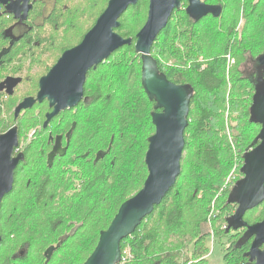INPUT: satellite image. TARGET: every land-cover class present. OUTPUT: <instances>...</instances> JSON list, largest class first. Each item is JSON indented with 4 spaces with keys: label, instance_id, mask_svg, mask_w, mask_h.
<instances>
[{
    "label": "trees",
    "instance_id": "trees-1",
    "mask_svg": "<svg viewBox=\"0 0 264 264\" xmlns=\"http://www.w3.org/2000/svg\"><path fill=\"white\" fill-rule=\"evenodd\" d=\"M206 1L222 7L217 17L193 21L184 9H176L151 47L158 71L191 88L189 122L180 175L160 204L122 240L118 264H191L208 254L211 236L221 241L232 231L228 219L236 203L231 193L255 124L249 120L248 92L237 85L243 80L227 58L242 61L264 52V0ZM107 2L47 0L35 6L30 16L37 18L30 23L35 43L28 47L33 63L42 64L30 79L32 94L38 77L81 41ZM147 11L148 0H138L121 14L115 31L133 42L87 72L86 99L75 111L63 112L43 127V102L15 120L19 140H29L14 189L0 210V264H83L120 204L142 187L155 102L143 91L134 41ZM202 63L207 68L200 71ZM72 126L65 154L49 166L47 128L63 134ZM96 152L103 156L97 158ZM256 211L245 220H261L264 213ZM249 240L244 234L229 241L223 264H242ZM51 245L56 248L45 262L43 252Z\"/></svg>",
    "mask_w": 264,
    "mask_h": 264
},
{
    "label": "water",
    "instance_id": "water-1",
    "mask_svg": "<svg viewBox=\"0 0 264 264\" xmlns=\"http://www.w3.org/2000/svg\"><path fill=\"white\" fill-rule=\"evenodd\" d=\"M6 1V0H5ZM19 2V0H17ZM22 17L29 8L22 0ZM138 0H108L105 9L81 41L62 52L48 72L39 79L35 97H26L14 109V118L22 110L31 108L36 102L49 101L53 110L46 114L43 127L60 111L74 107L83 97L87 72L105 61L124 45H131V37H123L115 29L121 14ZM185 11L190 19L198 21L211 14L217 17L222 10L218 4L208 5L201 0H186ZM181 7L180 0H148L147 18L135 35L134 49L141 56V85L150 101H154L151 122L154 132L148 138L144 155L147 175L142 187L122 202L107 228L99 232L97 243L83 264H118L122 260L120 244L158 206L164 195L173 187L181 170L184 149V131L188 125V111L192 90L189 85L174 84L160 73L150 54L157 35L166 27L174 10ZM18 17L19 8H11ZM257 61L264 65V52ZM250 120L261 124L256 137L259 144L245 152L240 168L242 177L234 184L231 200L237 204L229 217L228 229L245 228V236L253 237L247 261L242 264H264V217L249 224L244 214L264 200V87L257 91L250 107ZM61 136H57L47 162L61 148ZM19 145L18 128L12 125L0 133V207L3 197L13 188L14 172L23 160V153L16 151ZM103 156V155H98ZM97 156V158H98ZM96 158V159H97ZM0 235V242H1ZM56 246L47 247L43 255L47 262Z\"/></svg>",
    "mask_w": 264,
    "mask_h": 264
},
{
    "label": "flooded vegetation",
    "instance_id": "flooded-vegetation-1",
    "mask_svg": "<svg viewBox=\"0 0 264 264\" xmlns=\"http://www.w3.org/2000/svg\"><path fill=\"white\" fill-rule=\"evenodd\" d=\"M48 1H49V3H51L52 0H48ZM201 1L205 4L212 5L210 2H207L206 0H201ZM46 2H47V0H29L27 2V5L29 6V8L26 10V16L23 18L22 15L24 13V10L21 9L22 4H23L22 0H19V2L17 0H6V1L0 0V104H2V108H1L2 113H4V106L5 105H3V104L5 103L6 99L14 95L17 87L22 82L30 81V83H31V80H30L31 77L33 78L37 75V71H38L37 67L42 64V62H39L36 64L33 63L31 58L34 57V56H32V54L34 55V53H33V51H29L30 47H28V46L30 44L35 43V41H33V42L31 41L32 40L31 39L32 26L30 25V23H32L33 21L34 22L37 21V18H32L30 16L32 15L33 10H34L36 5L43 4ZM180 2H181L180 9L185 10V8L187 6V2H186V4H185L184 0H180ZM16 7L19 8L18 17H16L15 11L11 10V8H16ZM208 15H211V14H208ZM208 15H206V16H208ZM34 51L37 53L38 49L35 48ZM29 52H30V54L28 56ZM261 54H259V55H261ZM258 56L256 58L247 56V57H244V59L242 61H236L235 59H233L232 64H231V67L233 66V69H235V74L238 76V78H242V80H243L241 82H238L237 85H238V87H241V88H243V90L248 92V94H249L248 96H249V100H250V107L252 104V98H253L254 94L257 91H259V89L264 87V65H260L258 63V61H257ZM44 57H45V54H44ZM199 59L203 60L202 57H200ZM205 68H207V64L202 63L199 67V70L202 71ZM163 69H165V68H163ZM43 75H45V74H43ZM42 76H39L37 79V90H36V92L34 94L31 93V95L26 94L24 97L21 98V100L19 102H21L26 97H29V96L35 97L36 96L37 91L39 89V79ZM227 78H228V75H227ZM174 84H176V83H174ZM246 84H248L250 86L248 88H245ZM179 85H181V84H179ZM229 86H232V85L229 83ZM191 97H192V94H191ZM85 99L86 98L84 96V90H83V97L74 107L66 108V109L60 111L57 115H55L54 117H52L49 120L48 124L53 120V118H55L59 115H62L63 112L70 111V110L75 111L76 108L81 103H83L85 101ZM19 102H17L16 105ZM43 102L46 103V108H47V110L45 112V117H46V114L50 113L53 110V106L51 107L49 105L48 100H44ZM36 104H37V102L33 106H35ZM39 104H41V103H39ZM16 105L13 107L14 109H15ZM250 107H249V114H250ZM14 109H13L14 121L20 116L22 111L27 110V109L22 110L19 113V115L16 118H14ZM5 110H6V107H5ZM253 123L258 126V131L254 135L252 141L246 145V147H245L246 151L253 149L254 147H256L259 144V141L256 140V137H257V135L261 129V124L258 122H253ZM12 125L17 126L16 123H14ZM17 128H18V126H17ZM6 130H4V131H6ZM72 131H73V126L68 128L67 131H65L63 134H58V132H55V129L53 127L47 128L46 134H47V143L49 145V148H48V151L46 154V162H47V158L49 156V153L53 150V146L55 144V139L57 136L62 137L61 138V148L58 151V153L55 154L53 161L56 157H59V156H62L63 154H65V152L67 150V142L72 135ZM0 133H2V132H0ZM18 136H19V130H18ZM27 145H28L27 143H22L19 141V145H18L16 151L14 152V154L16 155L17 153L22 152L23 153V159H24L25 149L27 148L26 147ZM98 155H99V152H96V157ZM22 161L23 160H21L18 163L17 167L15 168V172H16L17 168L20 167V164L22 163ZM242 164H243V162H242ZM15 172H14L13 188L9 193H7L3 197L2 202H1V206H2L4 198L6 196L10 195L14 189ZM263 203H264V200L259 205H257L256 207L262 205ZM236 207H237V204H236ZM236 207L234 208V211H235ZM256 207H254V208H256ZM1 208L2 207H0V210H1ZM251 210H248L244 214V217H243L244 220H245L246 214ZM263 217H262V219H263ZM261 220H259V221H261ZM245 221H247V220H245ZM249 224H252V223H249ZM245 230H246L245 228H240L237 230L232 229V232H235V233L241 232V236H244ZM249 239L250 240H249V246H248L247 251L249 250V247L251 245L253 237H249ZM245 253H244V256H245ZM247 259H248L247 256H245V261H247Z\"/></svg>",
    "mask_w": 264,
    "mask_h": 264
},
{
    "label": "rangeland",
    "instance_id": "rangeland-1",
    "mask_svg": "<svg viewBox=\"0 0 264 264\" xmlns=\"http://www.w3.org/2000/svg\"><path fill=\"white\" fill-rule=\"evenodd\" d=\"M184 1L186 4L187 1L186 0H184ZM146 18H147V16H146ZM227 59L231 65L232 61H233L232 57L231 58L228 57ZM162 66L165 69L167 68V63L164 60H162ZM234 74H235V70H234ZM196 78L197 77H195L194 80ZM33 91H34L33 84H31L30 81H24L17 87L14 95L6 99L4 105L7 108V110H5V108H4V113L1 114L2 116L0 115V132L10 128L12 126V124H14V123L17 124V121H13V109H14L13 107L16 105L17 102H19L21 100L22 97H24L26 94L32 93ZM247 101L249 102V96H248ZM37 104H39V103H37ZM11 106H12V108H10ZM257 131H258V126L254 125L253 131H252L253 136L257 133ZM28 140H29V138L24 136V137H21L19 141L22 143H27ZM235 167L232 169L231 172H235ZM241 176L242 175L240 173L238 175V177L240 178ZM255 211L256 210L249 211L246 214L248 216V218H250L252 215H255V213H254ZM263 211H264V203L256 211V212H258L257 215L263 214L264 213ZM233 212H234V209L231 211V213H233ZM227 235L228 236L224 237L221 240L222 243L220 240H218V238L215 239V237H214V239H212V236H211V238H209L207 243H206V246L209 249L208 254L204 255L199 260H195V262H193L191 264H197L200 260H203V258H205V260L202 261L200 264H223V262H224L223 254L226 251V247L229 244V241L237 239L241 235V232H237V233L233 234L232 231H229L227 233ZM228 264H231V262Z\"/></svg>",
    "mask_w": 264,
    "mask_h": 264
},
{
    "label": "bare ground",
    "instance_id": "bare-ground-1",
    "mask_svg": "<svg viewBox=\"0 0 264 264\" xmlns=\"http://www.w3.org/2000/svg\"><path fill=\"white\" fill-rule=\"evenodd\" d=\"M134 6H135V5H134ZM144 7H145V6H144ZM144 10H145V9H144ZM144 10H142V11H144ZM144 12H145V11H144ZM140 17H141V16H140ZM143 18H144V17H143ZM141 21H142V20H141ZM124 25H126V24H124ZM131 27H133V25H132ZM113 57H114V56H113ZM108 58H110V57H108ZM129 75H130V73H129ZM0 212H1V211H0ZM2 220H3V219H2ZM18 223H19V222H18ZM12 224H13V223H12ZM16 224H17V223H16ZM3 225H4V224H3ZM1 227H2V226H1ZM10 227H13V226L10 225ZM2 228H3V227H2ZM4 230H5V229H4ZM20 230H21V228H20ZM20 230H19V231H20Z\"/></svg>",
    "mask_w": 264,
    "mask_h": 264
}]
</instances>
